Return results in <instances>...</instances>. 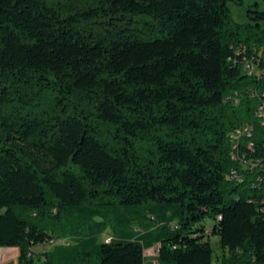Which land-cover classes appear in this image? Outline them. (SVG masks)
<instances>
[{"label": "trees", "instance_id": "16d2710c", "mask_svg": "<svg viewBox=\"0 0 264 264\" xmlns=\"http://www.w3.org/2000/svg\"><path fill=\"white\" fill-rule=\"evenodd\" d=\"M242 4L0 0V247L18 264H264V8Z\"/></svg>", "mask_w": 264, "mask_h": 264}, {"label": "rangeland", "instance_id": "374dc122", "mask_svg": "<svg viewBox=\"0 0 264 264\" xmlns=\"http://www.w3.org/2000/svg\"><path fill=\"white\" fill-rule=\"evenodd\" d=\"M255 4H258V7L261 8V9L264 8V0H243V4L236 7V12H237L238 17L242 18L241 15L243 14L242 10H240V8L243 9V10H245L246 8L249 9L251 7L255 8ZM256 71L261 74V70H260L259 67L256 68ZM257 72H255V74H257ZM262 73H263V71H262ZM248 124H250V123H248ZM250 125L253 127L252 124H250ZM251 129L253 131L254 127L251 128ZM211 240L216 246L217 237L216 236H212ZM51 245L52 244L47 243V244L34 246L33 247V250H34L33 252H34L35 255H41V253L44 250H47V249L51 248L52 247ZM0 248H2V247H0ZM10 248L14 249L15 252L9 253L6 248H3V249H5V261H4V264H18V258H19V255H20V249H19V247H10ZM157 249H158L157 245H155V246H153V247H151L149 249H146V258H147L148 261L156 262L155 257H156V255L158 253Z\"/></svg>", "mask_w": 264, "mask_h": 264}, {"label": "built area", "instance_id": "2783aa9c", "mask_svg": "<svg viewBox=\"0 0 264 264\" xmlns=\"http://www.w3.org/2000/svg\"><path fill=\"white\" fill-rule=\"evenodd\" d=\"M257 67H258V63L254 59H245V69L249 74H255V72H257L256 71ZM261 74H262V71H261ZM255 75H260V73L257 72V74H255ZM257 112H258V116H259L261 123L264 124V103L259 105ZM251 128H253V127L250 124H245V125H242L241 127H237L233 131L232 138L234 140V147L235 148H238V146H239V140L238 139L241 138L243 133L252 134L253 131ZM233 157H234V159H236L237 155L234 153ZM256 164H258V162L254 163V165H256ZM247 166H249L248 163H247ZM250 167H251V165H250Z\"/></svg>", "mask_w": 264, "mask_h": 264}, {"label": "bare ground", "instance_id": "6f19581e", "mask_svg": "<svg viewBox=\"0 0 264 264\" xmlns=\"http://www.w3.org/2000/svg\"><path fill=\"white\" fill-rule=\"evenodd\" d=\"M5 261V249L0 248V264H4Z\"/></svg>", "mask_w": 264, "mask_h": 264}, {"label": "water", "instance_id": "95a60500", "mask_svg": "<svg viewBox=\"0 0 264 264\" xmlns=\"http://www.w3.org/2000/svg\"><path fill=\"white\" fill-rule=\"evenodd\" d=\"M2 248H10L9 246H1Z\"/></svg>", "mask_w": 264, "mask_h": 264}]
</instances>
